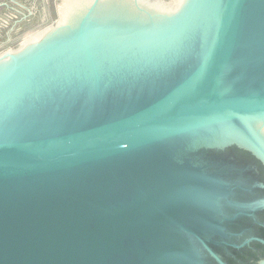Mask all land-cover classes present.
<instances>
[{"label":"water","instance_id":"water-1","mask_svg":"<svg viewBox=\"0 0 264 264\" xmlns=\"http://www.w3.org/2000/svg\"><path fill=\"white\" fill-rule=\"evenodd\" d=\"M156 1L90 0L0 56V264L264 245V0Z\"/></svg>","mask_w":264,"mask_h":264},{"label":"flooded vegetation","instance_id":"flooded-vegetation-1","mask_svg":"<svg viewBox=\"0 0 264 264\" xmlns=\"http://www.w3.org/2000/svg\"><path fill=\"white\" fill-rule=\"evenodd\" d=\"M68 1L0 0V56L21 51L31 42L43 39L45 34L57 26ZM172 2L170 8L176 7L177 0ZM261 179L264 181V178ZM259 219L264 221V211ZM259 233L264 237V226H259ZM253 246V250H246L243 255L231 260L232 263L259 264L264 258V245L257 243Z\"/></svg>","mask_w":264,"mask_h":264},{"label":"bare ground","instance_id":"bare-ground-1","mask_svg":"<svg viewBox=\"0 0 264 264\" xmlns=\"http://www.w3.org/2000/svg\"><path fill=\"white\" fill-rule=\"evenodd\" d=\"M90 0H69L68 3H66L65 5V8L63 10V13H62V22L64 20L67 19V17H69L70 15H72L74 12H76V10L80 7H86L90 2ZM183 0H177V6L178 4H180ZM124 2H129V3H132L134 4V0H103L102 4L100 5V8H107L108 6H113V5H118V4H124ZM173 4V2H172ZM171 3L168 5V6H163L161 4V2H154L153 5L152 4H149V5H146L144 4L145 6L149 7V8H152V7H157V8H163V7H167L169 9H172V8H175V7H171L172 5Z\"/></svg>","mask_w":264,"mask_h":264},{"label":"rangeland","instance_id":"rangeland-1","mask_svg":"<svg viewBox=\"0 0 264 264\" xmlns=\"http://www.w3.org/2000/svg\"><path fill=\"white\" fill-rule=\"evenodd\" d=\"M167 1H170V0H167Z\"/></svg>","mask_w":264,"mask_h":264}]
</instances>
